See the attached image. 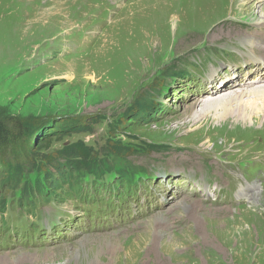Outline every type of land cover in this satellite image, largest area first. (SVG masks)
<instances>
[{
    "label": "rangeland",
    "instance_id": "374dc122",
    "mask_svg": "<svg viewBox=\"0 0 264 264\" xmlns=\"http://www.w3.org/2000/svg\"><path fill=\"white\" fill-rule=\"evenodd\" d=\"M173 1L0 0V120L13 117L31 129L46 123L44 133L90 125V132L53 142L46 155L52 157L79 140L96 149L106 142L131 151V163L148 170L133 199L128 195L137 185L125 184L127 197L120 195L114 203L107 189H99L97 203L88 197L57 198L33 213L9 202L3 214L8 230L0 232V264H264V114L256 111L260 101L244 107L240 121L233 116L235 108L224 118L220 109L196 118L203 103L218 95L197 104L186 97L198 87L187 85V76L234 62L231 58L245 47L243 34L259 29L264 33L256 24L264 18V0H224L211 7L207 3L210 9L196 14L194 0L183 1L184 11L173 8ZM246 6H254L251 13L242 10ZM173 16L177 21H171ZM153 21L163 35L161 51L157 35L148 41L150 49H142L144 38L141 45L131 41ZM126 56L134 61L118 79L116 65L128 62ZM104 73L114 85L100 76ZM235 90L220 96L241 89ZM144 100L152 102V108L133 113ZM37 164L44 163L39 159ZM52 172L57 176L56 169ZM174 173L193 182L179 179L173 195L175 183L168 175ZM165 178L169 182L162 184ZM89 182V177L83 180ZM251 184L256 185L249 195L261 187L260 204L246 199L249 195L236 198L240 188ZM228 186L237 189L234 196L226 193ZM205 190H221L213 197L224 203L204 201ZM182 198L201 203L205 209L198 213L208 217H183L186 213L174 207ZM157 220L161 224H154ZM116 225L119 228L111 231Z\"/></svg>",
    "mask_w": 264,
    "mask_h": 264
},
{
    "label": "trees",
    "instance_id": "16d2710c",
    "mask_svg": "<svg viewBox=\"0 0 264 264\" xmlns=\"http://www.w3.org/2000/svg\"><path fill=\"white\" fill-rule=\"evenodd\" d=\"M139 105L140 108L133 113L148 112L153 106L152 102L145 100ZM127 113L134 117L128 110ZM47 126L45 123L31 129L26 121L13 117L0 120V190H4L0 192L1 208L5 206L8 191L19 189L20 203L33 206L38 201L48 202L53 191L63 192L64 187L72 192L79 191L80 182L86 174L101 178L114 171L120 178L130 179L136 171L127 156L131 151L110 146L106 142L96 149L79 140L63 146L56 155L48 157L46 152L53 142L62 140L63 136L90 132L87 127L90 125L65 129L55 127L44 133ZM39 159L44 164H37ZM53 169L57 170L58 177L53 174ZM33 173L43 174V177L30 180Z\"/></svg>",
    "mask_w": 264,
    "mask_h": 264
},
{
    "label": "bare ground",
    "instance_id": "6f19581e",
    "mask_svg": "<svg viewBox=\"0 0 264 264\" xmlns=\"http://www.w3.org/2000/svg\"><path fill=\"white\" fill-rule=\"evenodd\" d=\"M163 1H169V0H163ZM183 1H185V0H177V1L174 0L173 1V8H177L178 11H184L185 7H183ZM202 1L205 3H201ZM217 1L219 3L224 2V0H194L193 12L196 14V13H201L203 10L208 11L211 6H213L217 3ZM207 3H210V7H205V4H207ZM202 6H204L205 9ZM253 8H254V6H246L245 8H242V10L245 9L248 13H251ZM260 9H261V12L264 13V7L260 8ZM182 13H184V12H182ZM230 14H232V12ZM50 17H54V15H52ZM171 21L172 22L177 21V17L173 16ZM256 24H258V26H260V27H264V18L261 20V22L256 23ZM111 25H112V22L109 23V27ZM156 27H157L156 23L154 21L151 22L149 24V26H147V28H144L145 30H143V33L137 31L136 36L131 41H133V43H136V44L140 43V45H141V43L143 42L141 40H143V38H144L145 44L142 43L144 46V47H142V49H144V48L150 49L153 45H149L148 41H150V39H152L153 36L157 35L159 42H158V45H156V48H158V50L161 51L163 49V46L160 44V42L162 41L163 35L161 34L160 30H158ZM259 31H260V29H259ZM259 31H257V32L251 31V33H247L246 35L243 34L244 37L241 39V42L245 43V47L243 46L242 52H241V50H238V53H240L239 54V56H240L239 61H236L235 63L230 64V65H225L223 68L217 70L216 72H213L214 68H212L211 69L212 74L201 84L199 89H197V91L195 92V95L191 92L186 93L187 98H190V99L194 98V100H196L193 104H197L199 102H204V99L207 96L218 95V98L213 99L210 97L211 99H208L206 102L203 103L200 114L197 116L195 115L196 118H199L202 115H206L209 112L214 111L216 109H220L221 111L224 112L222 114V117L224 118V117H226L228 112H230L231 109L235 108V109H238V111L235 112L236 115H233L234 118L236 120L238 119L240 121H243L244 117H245V108L244 107H246L248 105H250L251 107H254L256 105V103H258L259 101H260V104H259L260 107L259 108L256 107V108H258V109H256V111L260 114H264V33L259 32ZM132 48L139 50L140 46H132ZM122 52H123V50H122ZM126 57L128 58V56H126ZM128 59H129L128 62L122 60L120 63L118 62V65H116L117 71H115V73H116V76L118 77V79L122 78V75H123L124 70L127 67V65L134 61V59H131V58H128ZM106 62L109 63V61H106ZM125 62H126V64H125ZM104 65H107V64H102V66H104ZM99 68L100 67H98V74H99ZM108 75H109V73L108 74L104 73L103 75L100 74L101 77L102 76L105 77L108 80L107 82H110L112 85L114 79L112 80L111 78H108ZM251 78H253V79L251 80ZM235 83H236V85H235ZM29 85H30V83H28L26 86H29ZM217 86H221V87H217ZM94 88H96V87H94ZM235 89H241V90L237 91L236 93H233L231 95L220 96L221 93H223V92L234 91ZM192 95H194V96L192 97ZM212 97H214V96H212ZM46 102H48V100ZM31 103H34V102H31ZM28 105H30V104H28ZM30 108H33V107H30ZM254 109L255 108H252L253 111H254ZM193 110L194 109L191 108L188 111V113H190V116H193V114H194L192 112ZM178 184H180L179 181H177V183L173 184V189L175 190V191L172 190L173 195L175 194L174 192H176V186H178ZM255 185L256 184H251L248 186L246 185L245 188L244 187L240 188L239 195L245 196L244 197V199H245L249 195V193H251L254 190ZM256 187L257 188L255 189V191L246 198L251 203H254L255 205L260 204V202L262 201L261 194H260V188L261 187H259L258 185ZM179 189H181V188H179ZM161 204H163V205L166 204V198H165V201H163ZM174 207L178 209V213L182 212V211L185 212L186 214H183V217H188L189 220H195V219L201 220V219H204V217H208V216L202 217L198 213V211H202L205 209L201 203L191 201L189 199H185V198L183 199L182 198V199L178 200L175 203ZM209 214L212 215V213H209ZM154 224L158 225V224H161V222L159 220H157ZM195 227H198L197 223H195ZM154 229L156 231V228H154Z\"/></svg>",
    "mask_w": 264,
    "mask_h": 264
}]
</instances>
